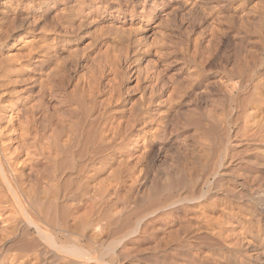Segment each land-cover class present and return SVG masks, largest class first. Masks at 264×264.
I'll list each match as a JSON object with an SVG mask.
<instances>
[{
	"label": "rangeland",
	"instance_id": "obj_1",
	"mask_svg": "<svg viewBox=\"0 0 264 264\" xmlns=\"http://www.w3.org/2000/svg\"><path fill=\"white\" fill-rule=\"evenodd\" d=\"M0 154L75 264H252L264 0H0ZM8 199L0 264H69Z\"/></svg>",
	"mask_w": 264,
	"mask_h": 264
},
{
	"label": "bare ground",
	"instance_id": "obj_2",
	"mask_svg": "<svg viewBox=\"0 0 264 264\" xmlns=\"http://www.w3.org/2000/svg\"><path fill=\"white\" fill-rule=\"evenodd\" d=\"M8 171H9L8 168H6V166L1 161V154H0V184L2 183L4 185V188L9 193L10 198H11V200L8 199L6 202H10V206H12V208L14 210H16L18 213L21 214L20 216H22V218H24L26 220V222L28 223L27 226L28 225H30V227L32 226L35 229V232H36V235L38 236V238L42 239L43 242H45L47 244V246L50 247V249L53 250L54 253L55 252L56 253L59 252L62 255H64L67 258L66 261H68L69 264H75V263H77L79 261L89 262L92 259V258L89 257V255H88V257L90 259L86 257L87 256L86 254H89V253H85L84 254V252H82V250H80L79 248L72 247L73 244L69 248H66L67 247L66 245H65L66 247H62L61 245L60 246L57 245L58 243H56V239L51 234H49L47 231H45L41 227V225L38 222H36V220L33 221L35 219L34 216H32L33 220L31 219V217H30L31 214L29 215L28 210H27V206H26V203H25L26 201L23 200V198L21 197V194H20V190L15 185L16 178L14 179V177H12L9 174ZM36 218H39V217H36ZM42 223H43V221H42ZM231 227H232V224H231ZM253 230H255V229H253ZM238 231H236V232L238 233ZM234 234H235V232H234ZM248 235L249 234H245V232H242L240 234V239L238 240L237 244L240 247H242L241 249H243V248L248 249L249 255L252 257V264H264V238L261 237V236H258V235H257L258 238H255V237L253 238V237L248 236ZM36 239L37 238H35V237H29L28 241H27V244L26 245L24 244V245L27 246V247H30V246L37 247V246H39V243L38 244L35 243ZM24 240H26V239H24ZM22 243H19V244H22ZM230 245H233V244H230ZM235 246H236V244H235ZM85 251H87V250H85ZM16 258H17V256H16ZM248 258H250V257H248ZM16 261H18V259H16Z\"/></svg>",
	"mask_w": 264,
	"mask_h": 264
}]
</instances>
